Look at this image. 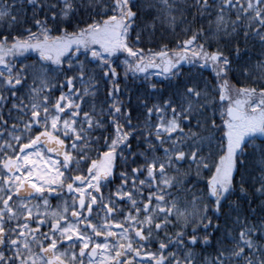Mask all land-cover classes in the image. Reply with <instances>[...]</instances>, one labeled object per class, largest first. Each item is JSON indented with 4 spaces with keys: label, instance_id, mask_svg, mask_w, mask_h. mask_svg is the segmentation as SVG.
<instances>
[{
    "label": "trees",
    "instance_id": "obj_1",
    "mask_svg": "<svg viewBox=\"0 0 264 264\" xmlns=\"http://www.w3.org/2000/svg\"><path fill=\"white\" fill-rule=\"evenodd\" d=\"M239 92L264 94V0H0V229L16 161L47 207L130 218L135 264H264V116L234 130Z\"/></svg>",
    "mask_w": 264,
    "mask_h": 264
},
{
    "label": "flooded vegetation",
    "instance_id": "obj_2",
    "mask_svg": "<svg viewBox=\"0 0 264 264\" xmlns=\"http://www.w3.org/2000/svg\"><path fill=\"white\" fill-rule=\"evenodd\" d=\"M6 169L7 189H14L15 199L6 194L7 223L5 230L0 229V249L8 246L15 253L8 256L10 263L2 259L4 264H102L107 258H111L107 264H135L139 230L131 227L130 218L126 227H108L103 222L92 225L89 215H81L87 211L84 193L73 197L69 209L67 203L60 205L61 194L52 193V203L47 207L46 199L36 195L37 187L28 182L25 168L8 161ZM31 196L38 205L31 209L35 213L27 210Z\"/></svg>",
    "mask_w": 264,
    "mask_h": 264
},
{
    "label": "rangeland",
    "instance_id": "obj_3",
    "mask_svg": "<svg viewBox=\"0 0 264 264\" xmlns=\"http://www.w3.org/2000/svg\"><path fill=\"white\" fill-rule=\"evenodd\" d=\"M68 46L69 44L67 42L57 43L55 45L49 46V50L51 51L66 50ZM231 100L232 102L228 106L232 105L241 111L240 118L234 123L236 124V127L233 126L234 130H236L237 132H239L240 130L245 131L250 128L254 130L258 125L261 124V121L264 116V104H263L264 94L261 95L252 92H239V94H236ZM258 101L260 102L258 103ZM13 164L14 163H12L11 165ZM28 172L31 173L30 175H33L32 178H35L37 181H42L40 179L44 178L43 176H37V174L34 173L33 171L28 170ZM53 186L55 187L56 185ZM60 198H61L60 205H64L67 203L68 209L70 207H73V197L70 198V196L68 195L67 197L61 196ZM27 208L29 210L28 211L29 213H35L34 211L31 210L32 208H34L33 203L31 205H28ZM110 260L111 258L110 259L107 258L106 260H104L102 264H107V262Z\"/></svg>",
    "mask_w": 264,
    "mask_h": 264
},
{
    "label": "water",
    "instance_id": "obj_4",
    "mask_svg": "<svg viewBox=\"0 0 264 264\" xmlns=\"http://www.w3.org/2000/svg\"><path fill=\"white\" fill-rule=\"evenodd\" d=\"M240 114L241 111L239 109H237L234 106H227L226 107V115L227 118L231 121H237L240 118ZM40 141L45 143V146L47 148V151L53 155H55L56 157L62 159L63 155H62V147L60 145H58V143H56L55 140L52 139H43V138H39Z\"/></svg>",
    "mask_w": 264,
    "mask_h": 264
}]
</instances>
